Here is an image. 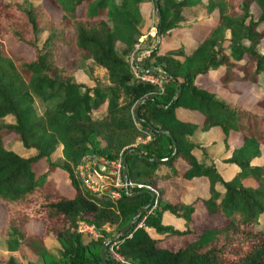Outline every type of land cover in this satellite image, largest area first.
Listing matches in <instances>:
<instances>
[{
    "label": "trees",
    "instance_id": "1",
    "mask_svg": "<svg viewBox=\"0 0 264 264\" xmlns=\"http://www.w3.org/2000/svg\"><path fill=\"white\" fill-rule=\"evenodd\" d=\"M45 1L59 11L58 21L43 4L27 7L0 0V206L7 219L4 231L0 227L6 238L0 264H104L101 251L111 238L127 263L106 251L109 264H264V162L253 164L264 147V95L258 96L259 113L223 102L199 83L215 72L219 86L243 82L253 89L264 87V0H157L156 33L160 30L163 37L184 28L187 9L201 6L206 14L192 22L205 32L192 38L189 47L159 45L140 63L136 60L141 72L155 68L148 74L160 83L136 78L129 64L145 21L142 4L148 0ZM40 33H47L44 48ZM4 36L27 45L32 59L10 56ZM62 49L69 55L61 67L57 59ZM93 67L104 70L106 82L95 79ZM77 70L94 85L77 81ZM33 96L42 103L41 113ZM179 109L194 112L197 119L178 117ZM8 116L11 122L4 121ZM212 127L221 129L225 145L231 133L242 137L221 161L237 167L230 179L223 178L206 153L196 154L206 149L191 136ZM9 141L32 154L22 155ZM59 146L61 165L51 161ZM87 155L109 160L126 155V179L157 190L161 181L206 177L209 196L203 204L210 216L224 220L196 232L188 227L194 204L172 203L162 189L156 205L146 192L128 195L123 189L116 200L94 194L76 171ZM57 169L67 176L72 197L57 187L52 176ZM247 179L255 185L245 184ZM144 207L130 230L117 237ZM165 212L184 219L185 228L164 224ZM33 220L44 223V233L27 229ZM81 221L99 234L85 241L78 231ZM106 227L115 229V235ZM167 236L183 238V244L159 246ZM46 237L55 245L48 246Z\"/></svg>",
    "mask_w": 264,
    "mask_h": 264
},
{
    "label": "rangeland",
    "instance_id": "2",
    "mask_svg": "<svg viewBox=\"0 0 264 264\" xmlns=\"http://www.w3.org/2000/svg\"><path fill=\"white\" fill-rule=\"evenodd\" d=\"M21 3L24 6H36L38 4H43L45 8L51 13L53 19L58 21L60 18V13L57 9L52 7L47 1L45 0H14ZM142 10L144 12L145 21L139 26L141 31V35L138 38V44L135 46L134 50L129 52V64L132 66L133 63L137 60L140 63L141 60L145 59L149 54L150 50L156 44L157 41V33H156V26H157V16H156V9H155V0H148L142 4ZM252 11L254 14H258V9L253 6ZM187 16V23L184 25L183 29L172 31L169 35L161 36V40L159 45L163 48H170L176 47L180 43L185 44L189 47L192 44V38L199 37L205 32V28L199 26L197 24H193V21H197L200 19H204L205 11L200 7H194L187 9L185 11ZM190 25V26H189ZM207 30V29H206ZM47 37V33H40L39 34V45L40 47H45V40ZM3 42L6 47L7 53L14 57L17 55L23 56L26 59L30 60L33 57V51L25 44H14L8 36L3 37ZM158 45V46H159ZM68 51L66 49L61 50V55L57 59V64L59 66H64L67 61ZM138 66V65H137ZM139 67V66H138ZM92 68V66H91ZM140 68V67H139ZM92 74L95 79L99 82H106V74L102 69H95L93 67ZM75 78L79 82H84L88 86H93L94 81L86 75L83 71L77 70L75 72ZM153 76V75H152ZM155 77V76H153ZM157 78V77H155ZM199 83L206 89L215 92L216 98L223 101V102H231L238 104L239 106L254 111V112H263V108L258 106V96L264 95V87H259L253 89L252 84L250 83H232L226 87L219 86L216 73L212 72L209 75L201 78ZM32 103L35 106L37 112L41 113L42 111V103L36 97L33 96ZM177 115L180 118H191L196 119L197 116L195 113L190 111H185L182 109L177 110ZM13 119L12 117L8 116L4 119L5 122H11ZM10 137H6L5 140H9ZM192 139L202 145L203 147L210 146V149H207L209 152L197 150L196 154L200 155V153H206L211 159L216 158L217 161H222V159L226 158L228 152H226L227 146L224 144L223 134L221 133L218 127L212 129L209 132H201L197 131L196 134L192 137ZM230 145L235 146L242 141V137L237 134H231L230 137L227 139V143ZM10 142V141H9ZM10 147L18 151L24 156H30L32 153H27L25 149L22 147L21 143L19 142H10ZM264 149V147H263ZM264 151V150H263ZM211 155H210V154ZM85 157H90V173H93V169L97 170L100 173V167L106 168L109 170L112 168V161L116 160H109L106 159L104 156H97V155H87ZM84 158V157H83ZM83 158L80 160L76 171H79L80 166H84ZM119 160V159H118ZM51 161L61 165L63 162V156L61 152V146L57 148V150L52 154ZM264 161V156L262 158L257 159L256 163L261 164ZM41 165L45 168L47 165L46 161H42ZM93 175H96L93 173ZM53 179L56 181V185L59 188L60 192L67 197H72L74 191L70 182L60 169H57L54 174ZM109 178L112 176L107 175ZM95 181H97L95 179ZM100 182L103 180L99 179ZM98 182V181H97ZM103 183V182H102ZM246 183L255 185L254 181H247ZM209 180L205 177H201L191 184H187L185 181H180L178 178H174L171 180L161 181L159 182V189L163 190L164 198L172 203H193L194 204V213L192 214L191 220L188 224V227L196 232H201L207 227L221 225L224 218L221 215H213L210 216L206 208L203 204L202 199L209 196ZM217 188H220L219 184H216ZM159 189L157 191H159ZM159 193V192H158ZM174 215L165 214L163 221L167 224L173 225H181V229L185 228L184 219H176ZM260 221L264 224V214L261 216ZM183 222V224H182ZM7 219L4 213L3 208L0 206V227L4 231L6 227ZM171 225V226H173ZM174 227V226H173ZM27 229L31 231H37L39 233H44V223L39 220H33L27 224ZM106 232L110 235H115L116 230L111 229L109 227L104 228ZM86 235L85 241H88L89 238L96 237L89 232L82 233ZM99 234V230L97 235ZM48 246L55 245V242L52 241L49 237H46ZM184 239L179 238L176 239L174 236H167L164 240H162L158 245L163 246L170 249H175L176 247L183 244ZM107 253L109 254V247L106 249ZM6 252V238L4 235L0 236V253ZM30 257H33L28 252ZM110 255V254H109ZM13 257L16 258L18 261L21 259L18 257L17 253L13 254ZM34 258V257H33ZM35 259V258H34ZM37 264H43L42 261L37 260Z\"/></svg>",
    "mask_w": 264,
    "mask_h": 264
},
{
    "label": "built area",
    "instance_id": "3",
    "mask_svg": "<svg viewBox=\"0 0 264 264\" xmlns=\"http://www.w3.org/2000/svg\"><path fill=\"white\" fill-rule=\"evenodd\" d=\"M133 73L136 78L151 82H159L158 78L153 77L152 75H149L148 73L141 72L139 67L135 63L131 66ZM90 157H84L83 162L84 166H80L79 171L77 172L78 177L80 178V181L82 185L90 192L94 194H106L108 195L112 200H116L121 196V190H125L126 193H133L135 189H149L154 192L155 198L158 195V191L147 185L133 183L131 181H128L126 179V176L124 175V170L127 171L125 163H123L122 158L116 161H112V168L107 170L106 168L100 167V173L97 172V170L93 169V173L96 175H93V173H90ZM107 175L112 176V178H109ZM95 179L98 181H95ZM99 179L103 180L102 182L99 181ZM156 199L154 200V205H156ZM143 225V220H141L138 224V226ZM78 231L80 233H90L94 236H97L98 230L96 227L92 224L87 223L86 221H81L78 226ZM116 247V241L114 240L109 245V254L111 257L115 258L116 261L120 263H127L115 250Z\"/></svg>",
    "mask_w": 264,
    "mask_h": 264
},
{
    "label": "water",
    "instance_id": "4",
    "mask_svg": "<svg viewBox=\"0 0 264 264\" xmlns=\"http://www.w3.org/2000/svg\"><path fill=\"white\" fill-rule=\"evenodd\" d=\"M158 6H159V5H158V2H157V0H155V9H156V10H158ZM157 14H158V17L160 18V13H159L158 11H157ZM160 40H161V32H160V30H158L156 44H155V46L153 47V49L150 50V53H151L154 49H156V48L158 47ZM154 70H155V68L152 67V68H149V69H147V70H143V72H144V73H148V72H151V71H154ZM159 70H160V71H163V72L165 73V75L169 76V74H168L166 71H164L162 67H160ZM169 77H170V79L174 80L173 77H171V76H169ZM177 84H178V86H180V83H179V82H177ZM178 92H179V91H178ZM169 136H170V138H171L172 141H173L172 136H171L170 134H169ZM173 143H174V141H173ZM125 157H126V155L122 158L123 163H125ZM153 160L156 161V162H161V161H164L165 159H153ZM124 175L127 176V171H126V170H124ZM142 192H146V193L150 194V196H151L150 204H151L152 202H154V200H155V194H154L153 191H151V190H149V189H142V190H139V191H137V192H135V193H130V194L127 193V194H128V195H136V194H139V193H142ZM146 210H147V207H144V208L138 213V215L136 216V218L133 219L130 223H128V225H127L126 227H124V228L122 229V231L117 235V237H121L122 235L126 234V233L130 230V227H131L132 224L136 221V219H137L138 217H140V216H141ZM113 241H114L113 238L108 239V240L104 243V245H103V248H102V251H101V252H102V260H103L104 264H109V263L107 262V258H106V249L109 247V245H110L111 242H113Z\"/></svg>",
    "mask_w": 264,
    "mask_h": 264
},
{
    "label": "crops",
    "instance_id": "5",
    "mask_svg": "<svg viewBox=\"0 0 264 264\" xmlns=\"http://www.w3.org/2000/svg\"><path fill=\"white\" fill-rule=\"evenodd\" d=\"M194 113V112H193ZM188 119H191V118H188ZM197 119V118H196ZM214 128H216V127H212L209 131H211L212 129H214ZM219 128V127H218ZM220 129V128H219ZM201 131L200 129H197L196 131H195V133L191 136V139H192V137L196 134V132L197 131ZM209 131H206V132H209ZM220 131H221V129H220ZM201 132H204V131H201ZM221 133L223 134V132L221 131ZM231 134H233V133H231ZM231 134L228 136V137H230L231 136ZM234 134H237V135H240V134H238V133H234ZM241 136V135H240ZM223 138H224V134H223ZM193 140V139H192ZM223 140V139H222ZM194 141V140H193ZM229 141V144L227 143V145H228V147L226 148V152H228V154H229V151L231 150V149H233V148H235V147H237L238 145H240L241 144V142L240 143H238L237 145H235V146H231L230 145V140H228ZM195 142V141H194ZM197 143V142H196ZM226 145V146H227ZM202 146V145H201ZM205 149H206V151L207 152H209L207 149H210V146H208V147H205ZM264 149L263 148H261V157H259V158H262L263 156H264V151H263ZM210 154V153H209ZM211 155V154H210ZM228 156V155H227ZM226 156V157H227ZM259 158H255L254 160H253V164H257V165H261V164H263V163H261V164H258V163H256V161H257V159H259ZM213 160L215 161V163H216V166H217V169H218V171L221 173V175L223 176V178H225V179H230V178H232L234 175H235V173H236V171H237V167L235 166V165H228V164H225V163H222L220 160L219 161H217L218 159H216V158H213ZM264 162V161H263ZM199 178H201V177H199ZM199 178H194V179H192V180H190V181H185V182H187V184H191L192 182H194L195 180H197V179H199ZM206 178V177H205ZM174 179V178H173ZM179 179V178H178ZM171 180V179H170ZM249 180H251V181H254L253 179H247V180H245L244 181V183L245 184H247V185H251V184H248V183H246L247 181H249ZM182 182V180L181 179H179V182ZM255 182V181H254ZM252 186H254V185H252ZM165 214H169V213H167V212H165L164 214H163V217H162V219H164V215ZM174 218H176V219H180V218H177V217H174ZM164 222V221H163ZM164 224H167V223H165L164 222ZM182 224H183V222H182ZM169 225H173V224H169ZM175 228H178V229H181V225L179 226V225H173ZM182 230V229H181ZM53 241V240H52ZM45 242H46V244H47V240H45ZM48 245V244H47Z\"/></svg>",
    "mask_w": 264,
    "mask_h": 264
}]
</instances>
